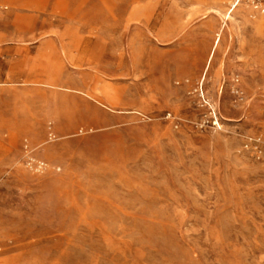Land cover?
<instances>
[{"label":"rangeland","instance_id":"374dc122","mask_svg":"<svg viewBox=\"0 0 264 264\" xmlns=\"http://www.w3.org/2000/svg\"><path fill=\"white\" fill-rule=\"evenodd\" d=\"M254 1L0 0V264H264Z\"/></svg>","mask_w":264,"mask_h":264},{"label":"built area","instance_id":"2783aa9c","mask_svg":"<svg viewBox=\"0 0 264 264\" xmlns=\"http://www.w3.org/2000/svg\"><path fill=\"white\" fill-rule=\"evenodd\" d=\"M254 2L257 3L256 0ZM28 164L36 171H42L46 167V163L44 161L39 160L33 156L28 159Z\"/></svg>","mask_w":264,"mask_h":264},{"label":"crops","instance_id":"0c3cea01","mask_svg":"<svg viewBox=\"0 0 264 264\" xmlns=\"http://www.w3.org/2000/svg\"><path fill=\"white\" fill-rule=\"evenodd\" d=\"M220 41H221V37L218 38V41H217V45L216 46H218L220 44Z\"/></svg>","mask_w":264,"mask_h":264}]
</instances>
